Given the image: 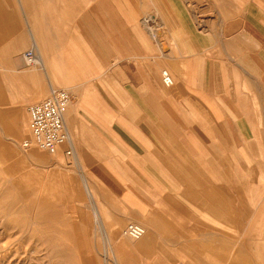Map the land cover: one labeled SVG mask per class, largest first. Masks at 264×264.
I'll list each match as a JSON object with an SVG mask.
<instances>
[{"label":"rangeland","instance_id":"374dc122","mask_svg":"<svg viewBox=\"0 0 264 264\" xmlns=\"http://www.w3.org/2000/svg\"><path fill=\"white\" fill-rule=\"evenodd\" d=\"M163 1L112 0L110 9L107 0H0V17L7 19L9 27L17 32L26 28L25 44L18 55L35 41L48 61V71L38 75L34 72L36 77L23 84L13 79L14 71L0 67V264H105V260L112 264L113 258L120 255L125 264H154L147 258L158 256L162 250H174L159 243L158 237L168 234V230L154 220L157 213L165 217L166 206L160 198L168 194L180 204L177 217L186 222V227L194 228L180 232L184 234L180 240L187 239L194 245L176 250L185 260L181 264H187L186 261L228 264L223 260L232 256L230 246L226 242L220 245L213 241L215 237L205 233L204 226L211 227V223L203 220L202 206L193 204L187 194L190 186L206 191L212 174L220 177L217 183L230 195L228 201L236 203L233 208L238 209V214L223 215L226 218L223 226L216 228L223 232L225 240L232 235L229 229L236 226L239 235L236 244L245 264H264V211L246 230L255 203L264 195V124L257 125L264 122V105L248 93L247 87H242L239 93L236 77L233 84L226 76L222 78L223 85L206 82L203 89L193 88L196 92L188 93L192 88L185 80L184 62L179 63L178 72L174 73V84L164 87L158 72L160 67L170 72L169 62L149 59L150 67L158 64L159 68L150 78L148 100L126 105L133 106L135 115L125 122L119 118L127 112L125 102H120L121 108L100 111L107 123L116 124L112 134L104 131L96 135L92 131L91 101L97 98L92 91L96 86H106L103 83L106 77L91 76L93 63L85 50L90 49L91 43L106 49V35H102L100 26L106 28L105 23L109 22L115 28L121 19L118 13L129 14L135 23L146 13L158 14L157 23L161 25L152 24V27L159 32L157 38H164L169 45L171 40L163 24L167 21ZM92 3L96 5L93 9ZM206 3L207 0L197 3L196 10L212 8ZM224 12L222 16L226 20L233 16ZM206 17L215 21L216 15L211 13ZM232 32V29L224 30L223 36L228 38ZM150 37L149 34L151 50L155 42ZM229 48L211 46L206 52L216 49L217 57L229 71L233 64L230 55L236 59ZM221 49L227 50L228 55L225 51L221 53ZM7 62L0 53L3 66L17 67L16 61L8 66ZM66 63L72 66L69 72ZM245 65L246 70H254L253 54L246 52ZM34 66L22 65V68ZM35 68L39 69L37 65ZM68 76L75 84L68 91L70 102L74 103L70 118L79 125L73 127L72 135L78 158L62 152L66 143L57 154H49L33 144L24 146L29 139L27 105L46 97L50 82L55 88L67 89L61 83ZM40 83L45 84V90L31 99L30 94ZM102 96L112 107V97L116 95H100V100ZM144 107L147 109L142 111ZM142 113L146 114L142 116ZM23 121L25 124L20 127ZM146 121L147 127L139 124ZM142 128H148L149 141H144ZM34 150L38 153H33ZM45 157L47 161L41 162ZM49 171L51 175L46 176L45 183L42 173ZM128 222L145 227V234L133 242L146 236L143 223L157 236V241L147 251H141L140 244L138 251L126 255L127 247L119 249L113 234L116 232L130 242L121 235ZM114 223L118 226L110 233L108 227ZM154 223H158L157 227Z\"/></svg>","mask_w":264,"mask_h":264},{"label":"crops","instance_id":"0c3cea01","mask_svg":"<svg viewBox=\"0 0 264 264\" xmlns=\"http://www.w3.org/2000/svg\"><path fill=\"white\" fill-rule=\"evenodd\" d=\"M163 1V0H161ZM206 6H211L212 8H207L203 10H196L197 3L203 2V0H164L163 7L164 14H167V21H163L164 26L169 34L171 40V47L166 43L164 38L158 39L159 32L157 29L152 27V24L158 26L157 23L158 14L152 15L146 13L140 18L139 22L130 20L131 16L125 13H118L121 17L119 22H116L115 28H112V23H105L106 28L100 26L102 35H106V49L96 48L93 43L90 44V49L85 50L84 53L90 55V61L93 63V68H91L92 77H106V84L96 86L92 93L97 94V98H92L91 101V128L96 135L104 134L106 132H112V127L116 124L111 122L110 124L104 119V114H100L103 110H114L121 108L119 106L120 102H125L124 109L126 113L118 114L122 120L128 121L132 118L134 113L133 106L125 107L126 105H135L137 100L147 101L149 90V82L152 77V73L156 72L159 68L158 64L149 65V59L166 62L168 61V67L170 68V75L172 77V84L169 86L163 85L161 81L160 71L165 69L164 67L159 68V82L164 87H170L174 84V73L178 72V67L180 62H184L183 73L186 75L185 80L192 90L188 93L196 92L194 89H203L208 85H223V77L228 76L231 83L237 78L236 88L240 93L242 87H247L248 93L254 95L256 101L261 105H264V1L261 0H207ZM260 1V2H259ZM110 4L108 8L112 9V0H107ZM153 4V3H152ZM95 3H92V9L95 7ZM155 6V4H154ZM226 13L233 14L232 17L225 19L222 14ZM216 15L215 21L207 18L208 14ZM227 16V15H226ZM143 17H147L148 21H142ZM125 18V19H123ZM97 19V17H96ZM226 20V21H225ZM214 23V24H213ZM161 25V24H160ZM99 30L98 25H96ZM81 28V27H80ZM93 29V27H92ZM232 29L234 32L231 36L225 38L223 36V31H229ZM82 30V28L80 29ZM106 30V33L103 32ZM109 30H112L109 32ZM151 35L150 39L154 41V46L152 44L153 51L149 48L148 36ZM26 28L21 32H17L16 28H10L9 23L5 17H0V53L6 56L7 66L11 65L13 61L17 62V67L7 68L0 63L1 68L11 69L15 72L14 78L17 83L23 84L24 81L34 76V72L38 75L41 71H48V61L45 54L39 50L38 45L35 41L32 43L35 45L37 52L39 53V64H36L39 69L35 66L33 69L22 68L25 65L21 56L18 55V51L23 48L25 44ZM83 37V33H81ZM87 38V37H85ZM92 42V41H91ZM103 42V41H102ZM104 43V42H103ZM93 44V45H92ZM226 46L230 47L229 50L236 54V59H234L230 54L232 63L228 68L222 64L221 59H219L217 50H211L207 54L206 49L213 46ZM234 45V46H233ZM99 46L104 47L102 44ZM228 55L227 50L221 49V53ZM151 52V53H150ZM253 54V64L254 70H249L245 65V54ZM83 53V50H81ZM217 53V54H216ZM178 64V66H177ZM33 67V66H32ZM71 64L66 63L67 71H71ZM229 73V75H228ZM177 74V73H176ZM54 77V74L51 73ZM254 81V82H253ZM73 78L64 77L62 79L63 87H67L68 90L75 88ZM207 82V83H206ZM253 83V84H252ZM50 86L54 87V83L50 82ZM194 88V89H193ZM45 90V84L40 83L38 88L33 90L30 94L31 99L35 98V94L40 95L42 91ZM115 94L116 97H112V107L109 105L110 101H107L103 96L100 100V95L104 94ZM158 93V90H157ZM187 93V92H186ZM109 98V97H108ZM107 98V99H108ZM188 100L191 102V96H188ZM106 100V101H105ZM105 105L107 107H105ZM143 105V103H141ZM74 107V103H69L64 112V122L68 129L69 142L72 146V153L67 156H73L78 158V151L75 150L72 135L73 127L78 124L73 120L71 121V113ZM194 107V104H193ZM262 108V106H259ZM147 109L142 108V111ZM264 110V109H263ZM103 113V112H102ZM146 113H142V116ZM108 115L111 114L108 112ZM108 116V117H109ZM147 116V115H146ZM261 120V119H260ZM25 122L23 121L20 127H23ZM128 124V122H127ZM148 125L147 121L139 123ZM263 125L264 122L260 121L257 125ZM116 132V131H115ZM144 136V141H149V131L148 128H142L140 130ZM117 133V132H116ZM112 134V133H111ZM118 134V133H117ZM124 140V139H121ZM67 142V144H69ZM175 145V144H174ZM178 148V147H176ZM180 148H178L179 150ZM57 154V152L55 153ZM82 156V155H81ZM143 157V155H142ZM46 157L43 161L46 162ZM77 163V161H76ZM44 182L46 183V176L51 175V172H43ZM193 180V179H191ZM220 180L218 175H210V183L206 188V191L201 192L197 190L194 186H190L188 197L191 198L193 204L201 205L204 219L211 223L210 226H204L205 233L209 234L210 237H215L216 242L223 245L225 242L230 246L232 256L225 258L223 261H227L228 264H245V259L241 254L240 247L237 246V241L239 235L236 234L234 227H231L229 239L224 240V234L222 231L216 228V226L222 227V221L226 218L223 215L238 214V209H234L233 205L236 203L228 201L230 195L223 191V187L217 183ZM194 182V180H193ZM89 189V195L93 197L92 191ZM164 198V200L162 199ZM161 203L166 206L164 209L165 217H161L160 213L156 214L154 218L155 221L161 222V227L168 230V234L159 236L160 244L164 247H171L174 250H162L160 254L153 258H147L148 261L154 264H161L165 261L176 262L181 264L185 262L184 259L180 257L176 250L183 249L184 247L194 246L192 243L188 242L187 239L180 240L179 237L184 236L180 233L181 230H192V227H186V222L182 218L177 217V212H180V204L172 196L165 195L161 196ZM160 203V202H159ZM255 207L251 212V218L247 224V229H250L257 221L258 216L264 211V195L259 201L255 203ZM236 208V207H235ZM96 214H99L98 208L95 209ZM243 213V211H242ZM219 215L222 218L214 219L212 216ZM187 220H197L189 218ZM147 235L143 240L136 243V248L140 244L142 245L141 251H147L149 245H152L154 241H157V236L153 234V231L146 225ZM158 223H154L157 227ZM118 223L110 224L108 230L112 233V228H116ZM204 233V234H205ZM243 236V233H242ZM234 246V247H233ZM132 251H138L136 249L126 248V255ZM187 264L189 261H186Z\"/></svg>","mask_w":264,"mask_h":264},{"label":"built area","instance_id":"2783aa9c","mask_svg":"<svg viewBox=\"0 0 264 264\" xmlns=\"http://www.w3.org/2000/svg\"><path fill=\"white\" fill-rule=\"evenodd\" d=\"M36 54L35 49L30 46L23 50L20 56L26 65H32ZM160 76L165 83L170 82L166 69H161ZM70 101L69 91L52 87L46 97L27 105L29 139L24 142V146L33 144L49 154H55L63 144H67L69 135L64 122V112ZM62 152L70 155L71 145L67 144ZM122 231L124 236L138 238L143 234L144 228L136 222H128Z\"/></svg>","mask_w":264,"mask_h":264},{"label":"bare ground","instance_id":"6f19581e","mask_svg":"<svg viewBox=\"0 0 264 264\" xmlns=\"http://www.w3.org/2000/svg\"><path fill=\"white\" fill-rule=\"evenodd\" d=\"M142 21H144V22H147L148 21V18L147 17H143L142 18ZM32 47L35 49V51H36V58H35V61L33 62V64H32V66L33 65H36V64H39V61H40V58H39V53L37 52V50H36V48H35V45L32 43ZM24 62V61H23ZM25 64V63H24ZM26 65V64H25ZM166 71H167V73L169 74V76H170V82L169 83H165L164 81H163V79L161 78V81H162V83H163V85H165V86H169V85H171L173 82H172V77H171V75H170V73L168 72V70L166 69ZM52 88V86L49 88V90ZM53 88H55V87H53ZM65 90H67L68 91V89H66V88H64ZM70 103V102H69ZM69 105V104H68ZM23 132V131H22ZM67 142H69V137H68V141ZM69 144H70V142H69ZM71 145V144H70ZM72 147V146H71ZM33 153H38V151H35L34 150V152ZM136 223H138V222H136ZM138 224H140V223H138ZM143 228H144V232H143V234L140 236V237H138V238H131V237H129V236H124V234H123V231L121 230V235L122 236H124V237H126V238H129L131 241L130 242H128L127 240L125 241V240H123V239H121L117 234H116V232L113 234L115 237H116V239H117V245H118V247H119V249H120V247H122V246H126L128 249H136L137 250V248H136V243H138L139 241H141V240H143V238H145V236L141 239V240H138L137 242H133L132 240H137V239H139V238H141L144 234H145V227L142 225V224H140ZM147 235V234H146ZM122 250V249H121ZM109 251V250H108ZM124 251V250H123ZM106 253H108L109 254V252H106ZM126 254V253H125ZM122 256L123 255H120L119 257H115V258H113L114 260L112 261V264H125V261L124 262H122ZM125 258V257H124ZM128 259V258H127ZM105 264H108V261L107 260H105Z\"/></svg>","mask_w":264,"mask_h":264}]
</instances>
